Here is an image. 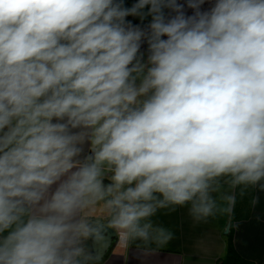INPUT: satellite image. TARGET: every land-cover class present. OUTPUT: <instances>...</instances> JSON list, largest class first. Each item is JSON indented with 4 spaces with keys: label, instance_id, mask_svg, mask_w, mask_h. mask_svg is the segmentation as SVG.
Masks as SVG:
<instances>
[{
    "label": "clouds",
    "instance_id": "9594fccd",
    "mask_svg": "<svg viewBox=\"0 0 264 264\" xmlns=\"http://www.w3.org/2000/svg\"><path fill=\"white\" fill-rule=\"evenodd\" d=\"M221 177L264 180V0H0V264H88L98 200L166 243Z\"/></svg>",
    "mask_w": 264,
    "mask_h": 264
},
{
    "label": "crops",
    "instance_id": "0c3cea01",
    "mask_svg": "<svg viewBox=\"0 0 264 264\" xmlns=\"http://www.w3.org/2000/svg\"><path fill=\"white\" fill-rule=\"evenodd\" d=\"M87 150L86 145L85 152ZM110 176L111 172L105 173V186L111 183ZM231 180V177L219 178L216 190L210 192L216 207L209 217L194 218L190 203L158 209L150 220L154 228L172 233L166 243L158 242L155 232L147 241L125 239L123 230L110 226L112 215L105 200L85 207L78 218L107 224L118 236L100 262L92 259L88 264H234L227 252L229 245L237 258L261 264L264 261V189L261 188L264 180L257 185L236 186ZM230 196L234 197V203L228 200ZM83 245L92 253L91 239L85 240Z\"/></svg>",
    "mask_w": 264,
    "mask_h": 264
},
{
    "label": "water",
    "instance_id": "95a60500",
    "mask_svg": "<svg viewBox=\"0 0 264 264\" xmlns=\"http://www.w3.org/2000/svg\"><path fill=\"white\" fill-rule=\"evenodd\" d=\"M88 223L101 226L99 235L95 238H91V250L94 256L93 260L100 262L108 253L111 246L116 243L118 236L116 231L107 224L93 221ZM227 229L228 227L225 228V232H227Z\"/></svg>",
    "mask_w": 264,
    "mask_h": 264
},
{
    "label": "trees",
    "instance_id": "16d2710c",
    "mask_svg": "<svg viewBox=\"0 0 264 264\" xmlns=\"http://www.w3.org/2000/svg\"><path fill=\"white\" fill-rule=\"evenodd\" d=\"M227 252H229V256H232L231 258H233L232 262L234 264H250L248 262H245L242 259L237 258L235 252L233 251V249L230 245L227 247ZM261 264H264V261Z\"/></svg>",
    "mask_w": 264,
    "mask_h": 264
},
{
    "label": "rangeland",
    "instance_id": "374dc122",
    "mask_svg": "<svg viewBox=\"0 0 264 264\" xmlns=\"http://www.w3.org/2000/svg\"><path fill=\"white\" fill-rule=\"evenodd\" d=\"M244 203V202H243Z\"/></svg>",
    "mask_w": 264,
    "mask_h": 264
}]
</instances>
